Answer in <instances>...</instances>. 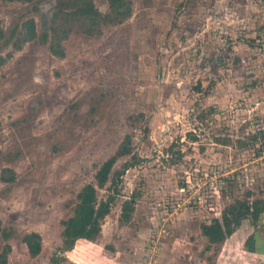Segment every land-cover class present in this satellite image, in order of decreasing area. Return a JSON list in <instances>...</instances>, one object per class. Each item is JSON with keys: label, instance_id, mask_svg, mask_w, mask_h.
<instances>
[{"label": "rangeland", "instance_id": "obj_1", "mask_svg": "<svg viewBox=\"0 0 264 264\" xmlns=\"http://www.w3.org/2000/svg\"><path fill=\"white\" fill-rule=\"evenodd\" d=\"M88 183L114 200L57 264H264V212L201 232L264 200V0H0L6 264H51Z\"/></svg>", "mask_w": 264, "mask_h": 264}, {"label": "trees", "instance_id": "obj_2", "mask_svg": "<svg viewBox=\"0 0 264 264\" xmlns=\"http://www.w3.org/2000/svg\"><path fill=\"white\" fill-rule=\"evenodd\" d=\"M87 12L97 13L92 3L86 5ZM29 27L34 28L33 21H29ZM196 140V137L193 136ZM119 152L109 157L98 168L95 179L99 186L104 185L110 178L112 168L121 155L129 153L130 149L126 142H122L118 147ZM123 171H116L112 175V182L116 186L119 176ZM4 179V178H3ZM13 178L11 177V180ZM5 180V179H4ZM115 195L108 196L107 200H99L97 189L93 183H88L82 187L77 195V202L73 208V214L62 220L61 241L62 244L51 258V264L58 263L59 254L71 251L80 239L93 241L101 231V223L109 213L110 206ZM264 212V200L257 199L250 203L248 200L236 201L234 205L224 208L220 219H214L210 224L201 226L202 234L208 238L212 244L221 243L226 237L233 233V225L243 218L252 215L255 219ZM30 256H36L41 251V236L37 232L27 234L24 239ZM11 247L6 245L0 252V264H6L7 254Z\"/></svg>", "mask_w": 264, "mask_h": 264}]
</instances>
